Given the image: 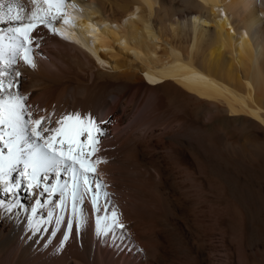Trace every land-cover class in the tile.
Masks as SVG:
<instances>
[{
	"label": "bare ground",
	"instance_id": "6f19581e",
	"mask_svg": "<svg viewBox=\"0 0 264 264\" xmlns=\"http://www.w3.org/2000/svg\"><path fill=\"white\" fill-rule=\"evenodd\" d=\"M71 3L75 27H56L72 43L41 27L36 67L7 69L21 75L0 100L19 92L33 118L108 121L99 179L141 264H264V0ZM22 168L8 177L19 188L0 184V201L18 202L0 210V264H119L91 254L83 226L40 210V231L26 227L48 192L29 190Z\"/></svg>",
	"mask_w": 264,
	"mask_h": 264
},
{
	"label": "snow or ice",
	"instance_id": "6c2138e0",
	"mask_svg": "<svg viewBox=\"0 0 264 264\" xmlns=\"http://www.w3.org/2000/svg\"><path fill=\"white\" fill-rule=\"evenodd\" d=\"M28 4L30 7L21 4L20 0H0V23L11 25L6 30H0V92L18 88V80L14 83L13 79L19 78L21 73L15 71L13 78L7 69L19 61L31 68L36 67L33 46L40 47L42 36L38 30L41 27L61 36L63 33L56 27L57 23L75 27L67 9L69 6L76 9L77 5L70 4V0H28ZM27 98L16 92L0 100V126L4 129L0 142L7 148V155L0 152V184L5 185L4 190L13 192L19 188V183L8 184V177L18 165H22L20 176L27 182L29 190L40 187L42 174L55 173L56 184L45 186L43 190L61 194L62 200L57 207L62 210L70 199L72 215L77 219L78 227L86 222L80 207L85 196L90 197L94 213L108 212L106 207H101V198H107L109 193L105 191L106 185L99 179L98 172L99 165L107 161L97 156L104 135L101 124L108 121H99L91 113L80 112L63 113L54 121L51 116L33 118L26 104ZM26 115L28 119H25ZM61 173L69 179L61 182ZM44 179H47L46 175ZM17 204L5 205L0 201V210L6 214ZM43 206L37 200L32 216L36 215L38 207ZM62 220L63 217L58 216L56 223L60 224ZM30 227L40 231L36 224H30ZM67 227L71 231V221ZM124 228L120 214L115 210L104 216L96 215L95 234L98 237L115 234L117 229ZM68 238L65 233L61 246Z\"/></svg>",
	"mask_w": 264,
	"mask_h": 264
},
{
	"label": "rangeland",
	"instance_id": "374dc122",
	"mask_svg": "<svg viewBox=\"0 0 264 264\" xmlns=\"http://www.w3.org/2000/svg\"><path fill=\"white\" fill-rule=\"evenodd\" d=\"M131 99H132V96H130L128 101H130ZM140 106L141 105H139V107ZM2 148H3V146H2ZM6 151H7V148H6ZM4 154L7 155V152H5ZM49 174L50 173L41 175L40 185H44L43 187H41L42 189H44V187L46 185L48 187H51L52 185L56 184V182H57V178L55 176V173L54 174L51 173L50 175ZM45 175L47 177H49V178L44 179ZM59 179H60L61 182H63L65 180H68L69 177L65 173H61ZM107 192L108 193L110 192L109 188L107 189ZM17 193L20 195L19 191ZM57 193H59V192H56L54 194L53 193H51V194L48 193V194H46V196L43 199H42L41 193H38V198L39 199L36 198L34 200H39L40 204H42L44 206L43 207H38V208H41V209H37L36 214L38 212H40V210H41V212H43V215H47V216H43L42 215L40 219H43V220L47 219L48 220L50 218V219H53L55 222H56V218L58 216H61V217H63V220L66 222V226L65 227H67L69 221H71L72 225L78 227L77 219L74 218L73 215L72 216L70 215V214H72V211L70 210V208H71L70 199L67 202V204H68L67 207L62 210L61 208L57 207V205H59L61 200H62V197H61L60 193L59 194H57ZM112 197L108 196L107 198H103V197L101 198V207H102V209L106 207L109 210L108 212H105V211L102 210L98 214L94 213L93 209H92L91 202H90V197H88V196L87 197L85 196L84 201H83V203L80 206L83 209V211H84V218H85V221H86L85 222L86 224L84 223L81 226L86 228V230L88 232V236H89L90 242L92 243L91 245H93L91 254L94 252V249H96L95 254L97 252H100V253L102 252L103 257H104V259H106L107 262L117 260L119 264H125V262L127 264H129V263H131V264H141L140 258H139V255H141L140 254L141 251L139 252V251H133L132 250L133 241L129 240L128 236H126L124 234H117V233L111 234L110 233L107 236L98 237L95 234V218H96V215L104 216L105 214H110L111 210H115L116 211V207H117L116 205H114V208H112V202H114V199L112 200ZM34 200H33V202H34ZM33 202H30V204H32ZM36 202L32 205L31 211H32L33 207H36ZM51 203H53V204H51ZM118 206H119V204H118ZM53 207H55V208L53 209ZM119 209H120V206H119ZM50 211H51V213L54 212V213H52L51 217L48 216ZM65 213H67V214H65ZM31 215L29 217L30 220L27 219V221H26V224H28V225L25 224L26 227H29V225L35 219L34 217H36V215H35L32 218ZM61 224H62V222L59 225H61ZM144 264H148V263H144Z\"/></svg>",
	"mask_w": 264,
	"mask_h": 264
}]
</instances>
